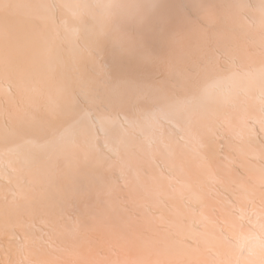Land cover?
<instances>
[{
  "label": "clouds",
  "instance_id": "obj_1",
  "mask_svg": "<svg viewBox=\"0 0 264 264\" xmlns=\"http://www.w3.org/2000/svg\"><path fill=\"white\" fill-rule=\"evenodd\" d=\"M201 31L224 34L239 54L225 60L212 96L165 123L174 167L165 152L160 167L152 166L159 146L148 145L147 128L125 135L112 124L91 145L75 136L54 166L49 151L25 144L31 138L55 147L54 138L81 112L135 120L198 99L207 83L196 79L198 65L185 63L180 74L167 65L178 43ZM144 88L160 91L140 97ZM50 101L72 105L70 117L43 129L17 120L18 104L34 108L40 120ZM228 116L233 126L223 132L231 163L225 167L223 154L210 148L209 128L212 122L222 127ZM242 117L250 131L237 135ZM120 143L117 155L109 145ZM138 169L144 171L141 198L159 192L178 210L192 204L193 193L206 204L217 194L233 203L227 224L212 208L206 221H191L221 252L185 257L182 264H264V0H0V264H175L167 251L175 237L165 228L142 224L141 239H119L130 199L122 170L134 176ZM168 177L187 190L170 191ZM154 179L162 182L154 186Z\"/></svg>",
  "mask_w": 264,
  "mask_h": 264
},
{
  "label": "snow or ice",
  "instance_id": "obj_2",
  "mask_svg": "<svg viewBox=\"0 0 264 264\" xmlns=\"http://www.w3.org/2000/svg\"><path fill=\"white\" fill-rule=\"evenodd\" d=\"M177 47V57L168 63V71L180 74L183 64L195 62L200 68V73L196 79L203 77L207 81L198 99L184 98L169 104L159 111L141 114L135 120H122L109 113L96 117L90 112H81L77 118H72L71 122L62 128L54 138L55 147L49 148L48 145L39 144L31 138L27 139L25 144L38 150L49 151V163L54 166L56 156L67 149L68 144L75 136L83 137L91 145L95 136L102 129L106 130L112 124H119L125 135H127L129 128H147L153 133V135L147 137L148 145L157 144L159 146V150L153 152L151 155L152 166L154 168L160 167L162 160L161 152H165L172 160L169 166L174 167L173 141L168 129L165 127V123L173 121L177 113H187L193 107L198 108V100L212 96L219 87L218 73L221 72L225 60L228 58L235 59L239 54L237 46L222 33L209 35L207 32L201 31L194 40H189L188 42L181 41ZM185 82L190 85L194 81L192 77H185ZM158 91L160 90L144 88L139 91V96L146 97ZM84 92L88 94L87 89H84ZM72 108V105L61 106L54 101H50L47 107V117L37 120L32 114V111L35 110L34 108L32 111H29L25 108L24 104H18L16 107V118L21 124L43 129L56 121L69 118ZM232 126V117L228 116L225 117L222 127H217L212 122V126L209 128L211 138L210 148L217 155L223 154L225 167H229L231 162L226 155L223 129H229ZM249 131V122L246 117H242L239 121V127L235 129V133L237 135H245ZM109 147L115 154L120 155L124 145L123 143L110 144ZM191 148L200 157L201 165L207 166L197 142L192 141ZM70 163L75 164L76 161H71ZM121 181V187L128 189L130 197L129 208L123 213L120 220L121 227L118 235L122 242L133 243L141 239L138 226L142 224L149 227L158 225L170 231L175 237L167 249L169 255L175 258V264H182L185 257L199 260L209 254H219L221 252L222 246L209 239L207 234L201 231L198 226H194L191 221L193 219H196L198 222L206 221L208 219L206 212L208 208H212L220 213L227 224L234 206L223 195H215L210 203L206 204L200 199L199 193H193L192 204L185 205L182 210H178L170 205L171 197L162 196L159 192L153 191L144 198L140 197L139 190L143 187L144 183L143 169H138L134 176H130L127 170H122ZM161 182L154 179L153 184L155 186ZM209 182L213 186L215 185L214 175L210 174ZM166 183L170 191L183 193L187 190V186L180 183L174 177H168ZM239 211L241 214H244L247 209L242 207ZM153 212L156 215H153ZM73 226H75L74 222ZM102 227L106 230H111L112 225L104 222Z\"/></svg>",
  "mask_w": 264,
  "mask_h": 264
}]
</instances>
